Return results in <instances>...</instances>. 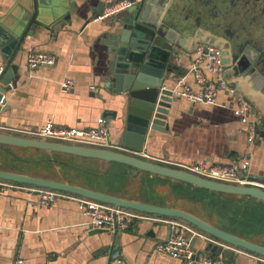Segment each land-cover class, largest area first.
<instances>
[{
	"label": "crops",
	"instance_id": "obj_1",
	"mask_svg": "<svg viewBox=\"0 0 264 264\" xmlns=\"http://www.w3.org/2000/svg\"><path fill=\"white\" fill-rule=\"evenodd\" d=\"M24 1L0 0V18L18 14ZM111 1L114 0H70L72 11L67 22L56 30L43 27L41 32H34L25 42L13 60L18 67L16 85L3 96L0 133L14 135L15 130L36 131L48 122L60 127L88 129L95 127L96 121L103 119V113L108 111L117 112L116 121L104 119L108 124L109 142L119 146L122 129L118 118L121 114L125 116L126 107L117 109L102 102V81L108 67L107 46L102 41L116 21L128 15V11L111 20H93L98 5L103 2L105 6ZM138 1L142 7L144 0ZM65 6H69L68 0H65ZM30 51L51 54L54 65L28 70L25 59ZM192 59L188 55L185 62L179 65L184 71L171 77L172 84L168 88L173 89L175 82L186 75ZM64 78L74 82L73 89L68 93L60 92V82ZM185 82L196 87L191 75L186 77ZM104 98L107 96L104 95ZM233 107L234 100L226 95L219 96L214 106L191 105L174 96L166 120L169 133L149 132L143 153L138 157L175 169L197 163L231 165L248 161L247 178L253 180L262 176L264 125L258 130L255 140L248 143L246 125L233 116ZM259 116L260 112L252 106L251 118L258 121ZM262 122L264 124V116ZM10 149L35 150L0 146V152L9 158ZM35 151L47 155L53 153ZM89 163L92 166L104 164L109 168L115 167L117 171L121 169L95 159L89 160ZM0 171L29 175L13 168L6 157L0 159ZM128 172L131 178L152 180L159 177L130 168ZM259 182L264 183L263 180ZM111 196L189 212L187 208L167 206L144 196L135 199L120 194ZM79 198L64 195L58 202L45 207L39 203L36 194L26 190L0 193V264H15L16 260H23L24 264H181L177 259L154 251L157 243L167 240L168 221L172 219L137 213L138 218L127 230L114 233L92 229L78 210ZM187 227L193 233L192 239H196L194 249L198 256H211L201 253L200 243L206 238L213 244L217 241L195 228ZM260 238L245 240L264 247ZM257 239L260 242L254 241ZM225 249L229 250V256L215 257L223 264H259L262 258L229 245Z\"/></svg>",
	"mask_w": 264,
	"mask_h": 264
},
{
	"label": "water",
	"instance_id": "obj_2",
	"mask_svg": "<svg viewBox=\"0 0 264 264\" xmlns=\"http://www.w3.org/2000/svg\"><path fill=\"white\" fill-rule=\"evenodd\" d=\"M24 2L18 14L0 18V58L3 61L0 109L4 94L16 85L18 67L13 60L25 42L34 32H41L43 27L56 30L70 19L72 11L70 0L68 7L65 0ZM103 7L101 2L94 18ZM127 11L128 15L117 20L102 41L107 46L108 55L107 74L102 81V102L117 109L126 107L125 116L121 114L118 118L122 129L119 146L139 155L143 153L149 132L169 133L166 120L174 97L168 88L172 84L171 77L184 71L179 65L185 62L188 55L192 56L199 44L220 51L224 80L236 90L237 95L260 112L257 129L263 127L264 20L260 23L255 15L264 11V0H144L142 7L139 2ZM151 14L155 15L151 18ZM116 115L117 112L105 111L103 119L116 121ZM0 146L117 163L134 171L212 192L253 198L264 204V190L258 187L212 182L114 151L66 146L2 133ZM253 180L264 181V174ZM0 181L63 192L133 212L182 221L217 241L213 244L206 238L199 246L201 253L212 257L229 256V250L225 249L229 245L264 258L263 246L225 232L179 209L126 200L80 186L4 171H0ZM195 242L196 239L191 240V247Z\"/></svg>",
	"mask_w": 264,
	"mask_h": 264
},
{
	"label": "built area",
	"instance_id": "obj_3",
	"mask_svg": "<svg viewBox=\"0 0 264 264\" xmlns=\"http://www.w3.org/2000/svg\"><path fill=\"white\" fill-rule=\"evenodd\" d=\"M138 3V0L111 1L103 7L102 12L93 20L100 22L114 19L120 13L133 8ZM192 58L186 75L178 79L174 88L171 89L172 95L183 98L191 105L200 104L205 106L216 105V100L221 95L229 96L234 100L232 114L240 123L246 125L247 142L252 143L258 134L257 120L251 118L252 106L250 103L241 95H237L236 90L228 86L224 80L220 51L214 47L199 44ZM54 63V56L41 51H30L25 59L28 70L51 67ZM2 70L3 61L0 58V73ZM189 75L194 79L195 88L185 82L186 77ZM73 86V80L64 78L60 82V92L68 93L73 89ZM8 135L66 146L104 149L121 154L129 153L131 156L138 157L136 153L110 144L108 126L104 119H98L96 126L88 129L60 127L48 122L36 131L15 130L14 135ZM248 167L249 162L245 161L231 165L197 163L176 169L212 182L231 186L258 187L264 190V184L247 178ZM10 190H26L34 193L39 203L45 207L58 202L64 195H69L0 181V193ZM77 201L78 210L87 219V225L92 229L117 233L127 230L138 218L137 213L122 208L81 197ZM168 225L169 236L166 241L155 245V252L177 259L181 264H223L221 259L215 257L198 256V252L190 245L193 233L184 222L170 220ZM15 264H24V261L16 260ZM259 264H264V258L259 259Z\"/></svg>",
	"mask_w": 264,
	"mask_h": 264
},
{
	"label": "rangeland",
	"instance_id": "obj_4",
	"mask_svg": "<svg viewBox=\"0 0 264 264\" xmlns=\"http://www.w3.org/2000/svg\"><path fill=\"white\" fill-rule=\"evenodd\" d=\"M9 152L8 154H11L10 158L8 155L0 152V159L2 157L8 158L13 168L26 172L29 174L28 176L66 184L72 182L74 185L79 184L90 188L97 186L99 189L107 191L108 193L120 194L127 198L135 199L144 196L147 199L152 198L156 202H161L167 206L187 208L188 211L200 215L213 224H219L221 222L228 223L226 219L219 218L212 213L208 215L207 211L210 210L207 207L190 203L186 199L183 200L178 185L174 183L172 185L170 181L161 179L160 177L153 178L152 180L143 177L131 178L129 172H124L122 169L117 171L115 167L109 168L104 164L92 166L89 160L69 157L65 154L52 153L47 155L41 151L21 149H10ZM85 170L87 171L85 172ZM197 200L199 201L200 199ZM241 216L245 219L247 215L242 213ZM260 239L262 241L261 243H264V236H261ZM260 239L254 241L260 242Z\"/></svg>",
	"mask_w": 264,
	"mask_h": 264
},
{
	"label": "trees",
	"instance_id": "obj_5",
	"mask_svg": "<svg viewBox=\"0 0 264 264\" xmlns=\"http://www.w3.org/2000/svg\"><path fill=\"white\" fill-rule=\"evenodd\" d=\"M82 159H86V158H82ZM86 160H92V159H86ZM110 164L113 166H117L118 168L124 169L126 172H127V169L129 168L127 166L117 164V163H110ZM87 170L90 172H93L89 169ZM87 170H85V172ZM156 178H159V177H156ZM163 179L170 181L172 184L174 183L180 186L179 189L182 193L181 198L183 200L186 199L190 203L199 204L200 206H205L210 210V211H207L208 215H211L212 213L213 215H216L219 218L226 219L228 221L227 224L221 222L215 225L209 222L208 220L202 218L200 215L189 211V213L195 215L196 217L202 219L203 221L209 223L210 225L212 226L215 225V227L225 232H228L230 234H233L239 238H242L244 240L245 238H248L249 241H252L253 237L264 236V204L262 202L257 201L253 198H249V197L221 194V193L197 188V187L184 184L181 182H176V181H173L167 178H163ZM68 184L74 185L72 184V182H69ZM78 185L76 184L75 186H78ZM79 186L81 187L82 185H79ZM26 187L42 189V188L31 187V186H26ZM82 187L93 190V191L108 194L107 191L99 189L97 186H95L94 188L85 187V186H82ZM43 190H46V189H43ZM58 193L67 194L63 192H58ZM197 199H200V200L198 201ZM135 213H138V212H135ZM242 213L247 215L245 219L241 216ZM151 216H154V215H151ZM155 217L169 219V218L161 217V216H155ZM172 220H175V219H172ZM187 225L194 228L193 226L189 224Z\"/></svg>",
	"mask_w": 264,
	"mask_h": 264
},
{
	"label": "flooded vegetation",
	"instance_id": "obj_6",
	"mask_svg": "<svg viewBox=\"0 0 264 264\" xmlns=\"http://www.w3.org/2000/svg\"><path fill=\"white\" fill-rule=\"evenodd\" d=\"M263 17H264V11H261V12H259V13H257V14L255 15L256 20L259 21L260 23H263V22H262V20H264Z\"/></svg>",
	"mask_w": 264,
	"mask_h": 264
}]
</instances>
